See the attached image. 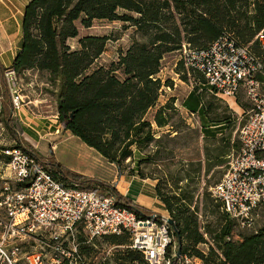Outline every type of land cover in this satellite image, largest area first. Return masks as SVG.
Wrapping results in <instances>:
<instances>
[{
	"label": "trees",
	"instance_id": "obj_1",
	"mask_svg": "<svg viewBox=\"0 0 264 264\" xmlns=\"http://www.w3.org/2000/svg\"><path fill=\"white\" fill-rule=\"evenodd\" d=\"M119 11L124 12L122 16ZM94 20L129 23L142 33L144 42H133L116 64L93 68L105 51L108 38H78L76 22L89 28ZM263 27L264 0H29L21 19L20 50L10 68L23 81L28 80V73L45 74L50 85L58 78L56 106L59 124L119 170L122 161L133 157L131 147L134 146L139 153L157 142L145 115L157 103L162 88L157 75L165 55L181 50L182 44L202 50L222 34H230L238 45L248 47L260 57L254 37ZM69 39H77L78 50H71L67 45ZM256 47L259 49L257 54L253 51ZM182 65L180 62L179 71L184 69ZM189 70L196 72L202 84L205 83L197 71ZM196 89L182 105L191 114L205 116V106ZM208 91L214 95L209 88ZM6 96L3 93V97ZM166 110V106L161 107L153 117L160 128L168 124L163 116ZM2 111L10 135L18 138L17 148L31 154L54 179L66 185H76L81 190L111 195L118 206L139 216L152 214L134 204L129 191L123 196L105 182L66 170L52 157L39 156L19 138L18 126L9 118L10 108L4 103ZM225 121L210 123L211 126H223L229 123ZM224 154L215 159L222 161ZM143 161H149V156ZM221 161L211 164L209 169ZM152 181H157L154 187L156 199L173 222L171 229L177 253L171 264H181L180 258L185 256L198 258L202 264H264V227L242 233L238 241H233L231 234L235 223L227 219L217 202L224 224L211 238L213 244L204 255L196 247L205 244L204 236L211 235V232L199 231L196 210L190 211L191 197L184 195L182 190L171 195L162 192L159 180ZM103 239L112 246L125 247L129 243L127 233ZM80 250L85 253L84 248ZM123 253L124 257H114L117 264L132 260L143 262L137 251L127 249ZM166 254L170 255V249Z\"/></svg>",
	"mask_w": 264,
	"mask_h": 264
},
{
	"label": "built area",
	"instance_id": "obj_2",
	"mask_svg": "<svg viewBox=\"0 0 264 264\" xmlns=\"http://www.w3.org/2000/svg\"><path fill=\"white\" fill-rule=\"evenodd\" d=\"M254 40L260 57L238 45L230 34H222L202 50L182 44L178 51V62L197 71L215 96L236 101L243 91L252 105L239 130L238 151L227 157V171L209 188L221 212L241 229L253 228L260 210L264 211V27ZM2 81L10 104L9 118L19 121L28 105L24 102L22 80L6 68ZM2 109L0 95V117ZM0 156V264H85L77 253L78 244L66 248L63 242L64 238H73L78 228L89 239L127 233L126 249L139 252L143 259L127 264H171L176 258L168 215L139 216L118 206L111 195L66 185L21 148L1 149ZM45 236L48 244L42 241ZM43 246L48 252L43 251ZM106 259L89 260L86 264H105ZM180 263L201 261L193 263L185 256Z\"/></svg>",
	"mask_w": 264,
	"mask_h": 264
},
{
	"label": "rangeland",
	"instance_id": "obj_3",
	"mask_svg": "<svg viewBox=\"0 0 264 264\" xmlns=\"http://www.w3.org/2000/svg\"><path fill=\"white\" fill-rule=\"evenodd\" d=\"M123 13L119 11L118 14L122 16ZM76 24L79 28L78 38L88 36L108 38L105 51L95 61L93 68L101 66L107 68L111 63L116 64L119 56L126 52L133 42H144L142 33L129 23L94 20L89 28L81 27L78 21ZM252 46L250 44L249 47L253 49ZM70 48L78 50L79 46L76 42ZM253 51L256 54L259 53L258 47ZM178 60V51L162 58L157 75L162 88L155 107L145 115V120L151 123L152 134L157 142L144 147L139 153L134 146L131 147L133 157L122 161L119 170L59 124L56 106L60 84L58 78L53 85L46 81L45 74L38 76L28 73V80H22L23 94L27 97L25 104L29 103L28 100L37 101V107L29 104V109L25 108L26 112L31 115L29 116L31 121L27 122H30L29 126L36 129L38 134L31 132L29 127L19 124L17 119L13 121L18 126L19 138L25 145H29L43 158L52 157L62 168L105 182L119 194L124 193L125 183L131 182L130 186H133L129 192V198L133 201L137 200L139 184L140 186L143 184L144 189L152 185L156 186L157 181H152V179H158L161 191L170 195L180 193L179 190H182L184 195L191 197L190 211L194 208L196 210L199 231L201 233L211 232V235L204 236L206 243L196 247L197 250L207 255L209 247L213 244L211 238L224 224V216L217 202L211 198L209 188L216 184L227 171L229 162L227 156L238 151L240 147L239 130L246 122L252 105L243 91L239 93L237 101L224 100L212 95L206 84H202L201 77L196 72H191L184 65H182L184 69L179 71L180 62ZM29 83L32 85L26 87ZM195 88H197L196 92L201 95L205 106V116L191 114L183 108V101ZM7 97L4 99V104L9 109L10 104ZM165 106L167 110L163 116L168 124L160 128L154 123L153 117L157 110ZM223 119L229 123L223 126H211L213 125L211 121L218 124ZM206 131L211 133L207 134ZM18 145V138L10 135L5 126L4 114H2L0 117V150ZM223 152L225 154L221 158L222 161L215 159ZM146 156H149V161L144 162ZM217 161H221L220 164L209 169V166ZM156 200L159 204L150 208L153 210L151 213L169 217L162 203ZM136 202L147 205L142 199ZM262 227H264V211L260 210L254 227L241 229L235 224L231 239L238 241L242 233L253 232ZM73 235V238H64V246L71 248L73 243L78 244L77 253L85 264L89 260L100 261L103 258H107L105 264H117L114 257H124L123 252L127 250L126 246L111 249L112 245L103 238L89 239L81 228L74 231ZM45 237L42 241L48 244L49 239ZM80 248H84L85 253H80ZM43 251L48 252L46 246H43ZM107 254L110 256L108 257ZM188 258H191L193 263L200 260L195 257Z\"/></svg>",
	"mask_w": 264,
	"mask_h": 264
},
{
	"label": "crops",
	"instance_id": "obj_4",
	"mask_svg": "<svg viewBox=\"0 0 264 264\" xmlns=\"http://www.w3.org/2000/svg\"><path fill=\"white\" fill-rule=\"evenodd\" d=\"M28 2L29 0H0V68L1 70L11 67L16 54L20 50L21 19L24 8ZM76 42H77L76 39H69L67 41V45L74 46ZM30 84L32 85V83H29V85H26V87L30 86ZM31 92L33 91L31 90ZM3 93L6 92L2 81V72L0 71V95L2 96V98L5 99V97H3ZM28 102H29L28 105L33 104L35 105L34 107H37L36 100L34 101L28 100ZM28 105L26 106V108L29 109ZM29 116L31 115H29V113L26 112V109L23 108L22 112L20 113L19 124L21 123L22 126H26L27 128L29 127L31 132H35L36 134H38L36 129H33L32 127L29 126L30 122H27V121H31V119H29ZM130 183L131 182L125 183L126 184V187L124 188L125 191L121 195L125 196L128 191L130 192L133 186V185L130 186ZM139 187L140 188L138 189L137 200L142 199L147 205L145 206L138 204L136 202L137 200L133 201L134 204L141 206L152 212L153 210H151L150 208L155 204L156 205L159 204L154 194L155 186L152 185L150 186V188L144 189L145 186L143 184L140 186L139 184Z\"/></svg>",
	"mask_w": 264,
	"mask_h": 264
},
{
	"label": "water",
	"instance_id": "obj_5",
	"mask_svg": "<svg viewBox=\"0 0 264 264\" xmlns=\"http://www.w3.org/2000/svg\"><path fill=\"white\" fill-rule=\"evenodd\" d=\"M72 115H73V114H71L70 117H72ZM168 224H169L170 226H173V222L171 221V219L168 220Z\"/></svg>",
	"mask_w": 264,
	"mask_h": 264
}]
</instances>
